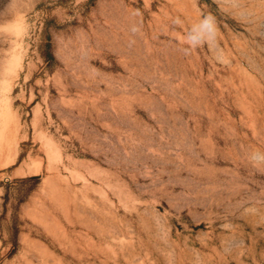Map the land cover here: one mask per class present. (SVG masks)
Segmentation results:
<instances>
[{"label":"rangeland","instance_id":"rangeland-1","mask_svg":"<svg viewBox=\"0 0 264 264\" xmlns=\"http://www.w3.org/2000/svg\"><path fill=\"white\" fill-rule=\"evenodd\" d=\"M0 264H264V0H0Z\"/></svg>","mask_w":264,"mask_h":264},{"label":"clouds","instance_id":"clouds-1","mask_svg":"<svg viewBox=\"0 0 264 264\" xmlns=\"http://www.w3.org/2000/svg\"><path fill=\"white\" fill-rule=\"evenodd\" d=\"M204 23L212 25L213 28L215 27L214 19L212 17H206Z\"/></svg>","mask_w":264,"mask_h":264},{"label":"trees","instance_id":"trees-1","mask_svg":"<svg viewBox=\"0 0 264 264\" xmlns=\"http://www.w3.org/2000/svg\"><path fill=\"white\" fill-rule=\"evenodd\" d=\"M50 46H51V44H50V42H48V43L46 44L47 54H48V56L52 57L53 55H52V53H51Z\"/></svg>","mask_w":264,"mask_h":264}]
</instances>
